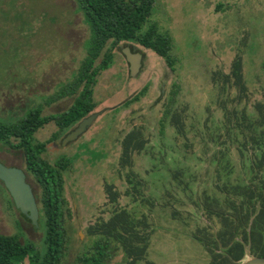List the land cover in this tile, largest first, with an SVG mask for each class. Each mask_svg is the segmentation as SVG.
<instances>
[{"label": "rangeland", "instance_id": "1", "mask_svg": "<svg viewBox=\"0 0 264 264\" xmlns=\"http://www.w3.org/2000/svg\"><path fill=\"white\" fill-rule=\"evenodd\" d=\"M153 21L172 36L175 68L150 48L129 42L142 52L140 71L132 76L121 50L128 43L122 42L94 86L98 104L93 110L103 111L77 138L65 143L60 142L63 135L49 140L42 153L50 162L61 153L78 154L72 167L64 171L69 211L64 216L66 247L61 264H80L78 257L92 250L96 235L88 233L87 226L107 218L112 206L105 183L120 190L119 203L136 215L147 214L150 261L203 264L210 258L191 237L196 225L210 224L195 199L203 186L213 185L215 178L217 163L213 157L220 144L211 136L224 131V109L219 102L231 109V99L237 93L233 84L228 92L222 83L217 85L214 71L221 68L228 72L234 56L240 55L246 83L240 101L251 108L255 100H264V0H155L144 27ZM89 34L76 0H0V120L14 121L39 103L42 113L68 107L74 94L47 99L71 80L85 54ZM147 82L144 95L122 105ZM173 82L178 83L177 108L182 111L184 136L168 121L163 132L159 131L158 119ZM133 126H142L148 139L134 155L131 167L144 179L142 200L124 193L126 168L119 163L120 140ZM55 129L54 122L48 121L35 136L46 139ZM92 151L101 154L92 158ZM229 155L237 172L242 167L241 156L236 148ZM0 157L24 167L19 148L1 145ZM28 180L37 189L32 177ZM214 224L217 227L218 223ZM16 231L22 238L41 243L40 225L33 226L13 207L0 182V232ZM122 253L114 248L108 263L123 264Z\"/></svg>", "mask_w": 264, "mask_h": 264}, {"label": "trees", "instance_id": "2", "mask_svg": "<svg viewBox=\"0 0 264 264\" xmlns=\"http://www.w3.org/2000/svg\"><path fill=\"white\" fill-rule=\"evenodd\" d=\"M76 2L90 30L85 42L86 51L71 80L47 101L65 94H74L73 100L59 112L42 113L39 103L30 106L14 121L0 120V144L22 149L26 176L32 177L37 184V189H34L39 205L37 225L42 228L40 244L27 237L22 238L18 231L0 232V264H61L66 247L64 216L69 211L64 195V171L72 167L78 154L61 153L54 162H50L42 153L49 140L63 135L98 104L94 86L101 71L111 65L115 47L122 42L140 43L161 55L172 69L175 68L176 56L169 32L161 30L154 21L144 27L155 0ZM214 75L217 85L222 83L228 92L233 84L237 93L231 99V109L219 102L224 109V131L211 136L220 144L213 157L217 163L215 178L213 185L203 186L195 199L210 224L196 225L191 237L209 253V260L203 264H237L236 261L247 251L264 255V100H255L251 108L240 101V94L246 88L240 55L234 56L228 72L220 68L214 71ZM148 84L126 98L122 105L138 100L146 93ZM177 93L178 83L173 82L166 96L164 112L158 119L159 131L163 132L168 121L177 134L184 136L186 127L182 111L177 108ZM48 121H53L56 129L46 139L37 138L36 130ZM219 137L223 139L220 141ZM147 142L142 126H133L125 131L120 140L119 163L126 168L124 176L128 184L124 193L134 200L144 198V179L131 168L133 157ZM80 145L87 146L84 142ZM234 148L241 156L242 167L237 172L236 163L229 157ZM100 154L92 151V158ZM105 190L112 203L110 214L87 226V232L96 237L92 250L78 257L79 263L110 264L107 259L115 248L123 252V264H155L147 258L151 232L147 214L136 215L131 208L119 203L121 192L112 183H105ZM214 222L218 223L217 227Z\"/></svg>", "mask_w": 264, "mask_h": 264}, {"label": "water", "instance_id": "3", "mask_svg": "<svg viewBox=\"0 0 264 264\" xmlns=\"http://www.w3.org/2000/svg\"><path fill=\"white\" fill-rule=\"evenodd\" d=\"M121 50L128 62L129 74L135 76L140 71L142 52L138 49L137 45L130 46L129 44H125ZM117 104L118 103L108 107L113 108ZM102 111L103 109L93 110L81 117L76 123L66 130L60 142L65 143L66 141L77 138L91 125L93 120ZM0 180L13 199L14 205L21 213L25 214L30 219L33 225H37L39 205L34 187L26 177L24 169L18 165H9L0 160ZM240 264H264V255L249 253Z\"/></svg>", "mask_w": 264, "mask_h": 264}, {"label": "flooded vegetation", "instance_id": "4", "mask_svg": "<svg viewBox=\"0 0 264 264\" xmlns=\"http://www.w3.org/2000/svg\"><path fill=\"white\" fill-rule=\"evenodd\" d=\"M0 147H1V144H0ZM20 150H21V154L24 156V154H23V151H22V149L21 148H19ZM0 160L2 161V162H4V163H6V164H9V165H15V164H13V163H10V162H5L1 157H0ZM21 167V166H20ZM23 168V167H22ZM24 169V168H23ZM25 171V170H24ZM26 173V172H25ZM27 177V176H26ZM28 178V177H27ZM0 182L2 183V181L0 180ZM3 184V183H2ZM6 189V188H5ZM6 191H7V189H6ZM7 193H8V191H7ZM8 195H9V193H8ZM9 198H10V200H11V203H12V205H13V207L19 212V213H21L20 212V210L14 205V202H13V199L11 198V196L9 195ZM24 217H26L29 221H30V219L25 215V214H23V213H21ZM39 218V217H38ZM31 222V221H30Z\"/></svg>", "mask_w": 264, "mask_h": 264}]
</instances>
